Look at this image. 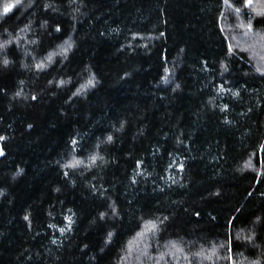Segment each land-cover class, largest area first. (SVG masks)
Segmentation results:
<instances>
[{
  "label": "trees",
  "instance_id": "1",
  "mask_svg": "<svg viewBox=\"0 0 264 264\" xmlns=\"http://www.w3.org/2000/svg\"><path fill=\"white\" fill-rule=\"evenodd\" d=\"M0 153V264H264V0H0Z\"/></svg>",
  "mask_w": 264,
  "mask_h": 264
},
{
  "label": "rangeland",
  "instance_id": "2",
  "mask_svg": "<svg viewBox=\"0 0 264 264\" xmlns=\"http://www.w3.org/2000/svg\"><path fill=\"white\" fill-rule=\"evenodd\" d=\"M68 225L59 226L58 224H53V233L52 239L55 241L58 237H62L65 235Z\"/></svg>",
  "mask_w": 264,
  "mask_h": 264
},
{
  "label": "snow or ice",
  "instance_id": "3",
  "mask_svg": "<svg viewBox=\"0 0 264 264\" xmlns=\"http://www.w3.org/2000/svg\"><path fill=\"white\" fill-rule=\"evenodd\" d=\"M247 3L251 4L252 0H247ZM92 84H93V81L89 80L88 83L86 85H84L83 87L86 88L88 86H91ZM0 154H2V153H0ZM79 163H80L79 161H76L74 165H70V166H75L76 164H79ZM155 228H156V225L154 223H152V222H148V223L145 224V230L146 231H154Z\"/></svg>",
  "mask_w": 264,
  "mask_h": 264
}]
</instances>
